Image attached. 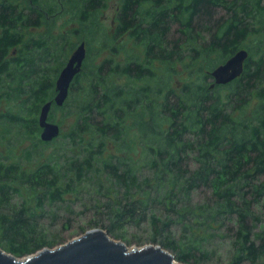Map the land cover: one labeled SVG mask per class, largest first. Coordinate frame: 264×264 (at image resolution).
Instances as JSON below:
<instances>
[{
	"label": "trees",
	"instance_id": "1",
	"mask_svg": "<svg viewBox=\"0 0 264 264\" xmlns=\"http://www.w3.org/2000/svg\"><path fill=\"white\" fill-rule=\"evenodd\" d=\"M176 24L181 37L173 41ZM198 29L211 32L203 44ZM81 42V69L57 106L55 80ZM129 42L142 58L119 57ZM240 49L247 51L240 74L216 83L212 70ZM117 77L135 85H116ZM48 101L50 121L59 109L73 122L42 141L38 116ZM7 136L26 144L28 158L54 144L35 168L0 155V207L21 198L0 211V238L15 256L50 244L41 213L79 192L87 175L95 194H107L97 203L108 212V229L148 217L152 241L164 234L159 244L176 260L200 264L212 225L232 221L226 264H264V213L253 209L264 198V0H0V142ZM102 181L114 186V197ZM206 188L211 196L192 203V193ZM156 203L176 218L158 216Z\"/></svg>",
	"mask_w": 264,
	"mask_h": 264
},
{
	"label": "rangeland",
	"instance_id": "2",
	"mask_svg": "<svg viewBox=\"0 0 264 264\" xmlns=\"http://www.w3.org/2000/svg\"><path fill=\"white\" fill-rule=\"evenodd\" d=\"M110 2V6H111ZM112 7H108L104 13L105 21L104 23H109V18L111 14ZM223 10H218L216 15H222ZM66 20V18L56 19L55 25L51 26L50 29H59V27L62 25V22ZM179 27V24L173 25L172 31L170 34L171 39L174 41L177 38L181 37V34L177 31L176 28ZM33 32L40 31V28H33L31 29ZM199 33L197 36V43L203 44V42L208 41L210 38V31H202L201 29H198ZM196 43V44H197ZM77 47V46H76ZM75 49V48H74ZM127 51L119 53V57L125 58L127 56H138L139 58H142V52L141 48L137 46H133V43L129 42L126 45ZM188 49V47H187ZM189 50V49H188ZM71 52H69V56L71 55ZM188 53V51H186ZM105 55V54H104ZM68 56V57H69ZM103 54L97 56L95 62L100 61ZM119 57H116V59H119ZM205 58L206 55H204ZM203 57V58H204ZM175 66H178V68H183L179 66H183V64L176 63ZM193 66H204L202 61H197L193 63ZM182 74L175 75L179 79H184L187 77L181 76ZM209 81L211 82L212 79L210 78ZM115 84L116 85H128L129 87H132L135 85L134 82L131 80H127L124 77H117L115 78ZM4 104L1 105L3 107ZM54 117H52L51 121L58 124L60 127V134L65 133L70 125L73 122V117H64L63 112L59 109L53 110ZM40 132H38L37 136L39 138ZM60 136V135H59ZM40 139V138H39ZM14 137L13 136H7L5 141L0 142V155H7L10 157V159H15L18 161L21 167L24 168H35L41 161L40 158L43 155H48L52 149L54 148V144L51 143L44 147L41 154H39L37 151H33L32 157H27L25 154L26 150V144L22 145H15L13 143ZM41 140V139H40ZM136 149L139 151L140 148L136 147ZM133 157H137V154L135 153ZM89 176L86 175L85 179L81 181L78 186V191L75 193H70L68 195H65V201L63 202H56L52 204H48L45 207L44 213H41V216L39 218V228L42 231V237L47 240L48 245H44L43 247L47 248H55L61 244H64L65 242L72 240L74 238L79 237L82 235L86 230H89L91 228H100L104 230L108 236L116 241H122L128 248L133 247H141L146 244H153V245H159V243L162 242L164 239V234L158 236L156 238V241H152L151 236L153 232V228L149 222V219L140 221L138 223H124L123 225L114 226L111 230L108 229L109 225L111 224V221L109 219L108 212L106 208L103 206L98 205L97 201L99 200L100 203L105 202L108 198H106L107 194L99 195L95 194L94 192V183L89 182ZM95 181H98L97 179H94ZM260 180H264V176L260 177ZM104 182L106 189L110 196L114 197L115 190L114 186L109 184L108 181H102ZM214 187H218L216 184ZM113 189V190H112ZM23 197L25 198V204L29 207L34 205V202H31L33 199L32 193L25 188L22 189ZM211 196V189H199L192 193V203L195 202H202L203 199L206 197L208 199ZM21 202V198L14 195L9 203L8 206H1L0 211H7L11 207H16ZM179 206V204L176 206V208ZM253 209L259 213H264V198L260 200V202L253 204ZM154 211L157 212L158 216H161L163 219L173 218L175 217V212L173 210H166L164 205L161 203H156L154 206ZM180 224L177 222L172 223L170 226L171 234L175 237H178L180 235ZM230 227L233 230V223L232 221H227L222 225H219L218 223H214L212 225V228L209 232L208 239L204 242V248L207 249L209 252L207 256H205L201 261L200 264H226L229 260V257L232 254V246H231V235L228 233L227 229L230 232ZM207 232V233H208ZM229 234V235H227ZM161 247V246H160ZM0 248L4 250L7 253H10L7 250V245L4 240L0 238ZM168 252H170L174 256V252L170 249H165ZM35 252L29 253L33 254ZM11 254V253H10ZM27 254V255H29ZM14 255V254H12ZM15 256V255H14ZM26 255L18 257L19 259L24 258ZM175 259V258H174ZM175 261L178 264H186L182 263L175 259ZM189 264H195V263H189Z\"/></svg>",
	"mask_w": 264,
	"mask_h": 264
},
{
	"label": "water",
	"instance_id": "3",
	"mask_svg": "<svg viewBox=\"0 0 264 264\" xmlns=\"http://www.w3.org/2000/svg\"><path fill=\"white\" fill-rule=\"evenodd\" d=\"M85 57L84 42H81L68 57L55 80L53 103L61 106L67 98L69 86L80 71ZM247 57V51L238 50L224 63L212 70L216 83L225 84L237 77ZM51 101L41 106L38 124L39 138L50 141L60 133L58 124L48 119ZM0 264H178L174 256L159 245L146 244L128 248L100 228H91L82 235L55 248L43 247L33 254L19 259L0 248Z\"/></svg>",
	"mask_w": 264,
	"mask_h": 264
}]
</instances>
